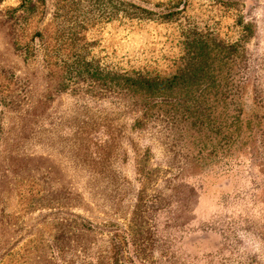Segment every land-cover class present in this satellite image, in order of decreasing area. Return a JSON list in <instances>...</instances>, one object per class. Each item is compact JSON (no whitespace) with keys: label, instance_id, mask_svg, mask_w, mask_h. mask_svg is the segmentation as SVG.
<instances>
[{"label":"rangeland","instance_id":"obj_1","mask_svg":"<svg viewBox=\"0 0 264 264\" xmlns=\"http://www.w3.org/2000/svg\"><path fill=\"white\" fill-rule=\"evenodd\" d=\"M22 1L0 0V237L4 233L3 241L20 246L43 229L52 218L47 216L56 209L80 213L100 224L110 221L127 230L153 225L160 213L158 187L173 172L164 158L169 148L150 141L146 130L136 132L134 144L123 145L128 161L115 159L118 171L86 173L77 136L80 126L92 127V86L88 80L73 78L75 82L66 77L61 61L50 65L38 33L51 45L63 44L62 58L74 47L92 60L95 40L94 51L105 64L165 69L169 59L183 53L182 33L198 28L226 42H243L249 72L264 91V0H187L186 6L185 0H131L155 11V17L171 6L185 8L174 21L128 19L120 12L113 20L101 17L93 26L92 17L102 15L110 0H27L28 6H22ZM247 24L252 35L243 41ZM17 36L23 45L34 39V46L41 49L37 56L26 59L15 43ZM248 104L252 105L249 98ZM147 148V162L140 161ZM142 166L160 172L149 180L140 171ZM254 181L247 170H234L207 194L191 192L193 196L183 201L191 203L194 217L208 220L214 213L223 214L225 207L219 201L229 196L235 217L243 221L238 226L242 245L264 264V233L245 231L247 215L264 217V174ZM120 183L126 190L121 201ZM237 193L241 195L235 198ZM9 215L16 217L15 223L8 224ZM194 229L185 238L191 254L219 249L222 238L218 233L208 232L205 238L207 232ZM148 237L141 236L144 246L151 241ZM151 251L147 248L145 254ZM237 261L232 264H240Z\"/></svg>","mask_w":264,"mask_h":264},{"label":"trees","instance_id":"obj_2","mask_svg":"<svg viewBox=\"0 0 264 264\" xmlns=\"http://www.w3.org/2000/svg\"><path fill=\"white\" fill-rule=\"evenodd\" d=\"M184 2L186 6L187 0ZM109 3L102 15L92 17V26L101 17L113 20L120 12L128 19L174 21L185 8L171 6L155 17V11L131 0ZM28 5L27 0L22 1V6ZM244 29L243 41H247L251 27L247 24ZM38 34L50 65L61 61L66 77L88 80L92 86V127L88 130L87 125L80 126L77 136L78 155L88 168L82 167L85 172L108 175L118 171L115 159L127 162L129 158L123 145L134 144L132 134L145 130L150 141L169 148L164 158L173 172L158 187L160 213L153 225L127 230L110 221L100 224L80 213L56 209L47 216L52 218L44 221L43 229L20 246L11 245L9 239L3 241L2 233L0 264H232L236 260L240 264H260L258 256L242 245L238 226L243 221L235 217L234 201L229 196L219 201L225 207L223 214L214 213L208 220L194 217L191 203L183 201L193 196L191 192L207 194L234 170H247L253 181L264 174V91L249 72L243 42H226L212 32L189 28L182 33L183 53L169 59L167 68L121 69L102 61L94 51L95 40L92 60L74 47L62 58L63 44L51 45L42 33ZM20 42L17 36L15 43L26 59L41 50L32 42ZM149 154L147 148L140 161L147 162ZM140 171L149 180L160 172L145 166ZM188 185L192 188L185 189ZM119 187L121 201L126 190L121 183ZM250 218L247 215L245 221L253 229L247 226L245 231L264 233V217ZM15 219L9 215L8 224ZM192 227L207 232L205 238L208 232L218 233L222 238L219 249L191 254L185 238ZM144 234L151 240L145 246L140 241ZM147 248L151 253L145 254Z\"/></svg>","mask_w":264,"mask_h":264}]
</instances>
